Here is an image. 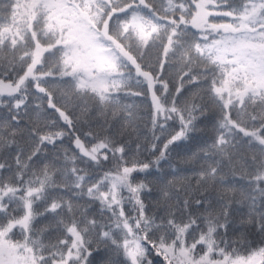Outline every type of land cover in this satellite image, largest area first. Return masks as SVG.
<instances>
[{
	"label": "snow or ice",
	"instance_id": "6c2138e0",
	"mask_svg": "<svg viewBox=\"0 0 264 264\" xmlns=\"http://www.w3.org/2000/svg\"><path fill=\"white\" fill-rule=\"evenodd\" d=\"M0 264H264V0H0Z\"/></svg>",
	"mask_w": 264,
	"mask_h": 264
},
{
	"label": "trees",
	"instance_id": "16d2710c",
	"mask_svg": "<svg viewBox=\"0 0 264 264\" xmlns=\"http://www.w3.org/2000/svg\"><path fill=\"white\" fill-rule=\"evenodd\" d=\"M181 164H182V166H183V162H182V161H181ZM181 183H186V182H178V183H177V188L180 187Z\"/></svg>",
	"mask_w": 264,
	"mask_h": 264
}]
</instances>
